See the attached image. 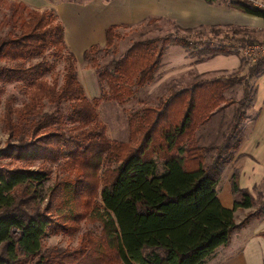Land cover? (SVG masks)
Wrapping results in <instances>:
<instances>
[{
	"label": "trees",
	"instance_id": "trees-1",
	"mask_svg": "<svg viewBox=\"0 0 264 264\" xmlns=\"http://www.w3.org/2000/svg\"><path fill=\"white\" fill-rule=\"evenodd\" d=\"M227 1L264 20V9L249 0ZM2 8L8 15L0 21V30L6 29L0 36V123L6 135L0 148V264H204L229 244L234 231L254 217L264 219V200L239 188L236 174L231 190L239 202L225 208L216 193L225 167L236 157L241 123L255 95L250 81L264 74V58L241 78L199 79L157 106L141 107L129 120L128 141L116 142L99 121V104H123L132 96L131 87L151 85L169 46L187 53L199 43L173 35L137 41L101 68L98 46L91 45L82 57L107 90L89 100L55 11L7 0H0ZM115 29L111 25L104 32L105 53L115 50ZM224 38L242 46L256 43ZM212 43L207 40L188 57L202 63L238 56L237 50ZM58 60L64 61L60 81L53 77ZM239 85L240 99H225ZM6 86L23 95L22 105L13 95L2 100ZM232 105L235 114L221 143L200 144L196 129ZM249 208L255 210L236 223L235 211ZM86 222L98 224V231L82 233L75 248H44L48 236Z\"/></svg>",
	"mask_w": 264,
	"mask_h": 264
},
{
	"label": "rangeland",
	"instance_id": "rangeland-1",
	"mask_svg": "<svg viewBox=\"0 0 264 264\" xmlns=\"http://www.w3.org/2000/svg\"><path fill=\"white\" fill-rule=\"evenodd\" d=\"M11 2H21L27 8L37 11H47L51 9V5H55L59 2H65L64 6L65 14L61 17V21L65 27V34L67 28L71 31V41L74 40L77 27L80 32L84 34V41L81 42L85 47H78L77 49H71L68 43L65 42L66 52H70L75 57V67L77 76L81 82L85 94L89 100L99 98L106 92L107 88L98 81L95 69L91 67L89 61H86L82 57V52L88 49L91 45L98 46V53L95 55L98 67H103L112 59H118L125 50L137 41H144L151 38H163L169 35L178 37H188L191 41L199 43L198 46L189 47L187 53H192L198 47H203L207 40L214 39V47H224L225 49L231 48L238 51V56H216L212 61L208 59L202 63H196V58H189L188 54L178 45L169 46L162 57L160 67L155 75L154 82L143 88L137 89L131 87L132 96L125 99L123 104H118L114 101H102L96 109L99 121L106 127V135L109 140L116 142L126 143L129 139L130 125L129 120L144 106H157L159 101L167 97L172 91L179 90L190 86L194 81L199 79H211L217 77H243L247 74L248 68L255 63L252 59L243 54L242 46L235 40L228 39H248L254 40L256 43L264 41V21L260 19L252 20L249 23L243 25L235 24H223L216 25L214 27H196L193 28L192 33L184 32L185 26L179 25L167 17H155L150 15V9L142 11H136L133 4L131 11L138 13L133 16V20H127L124 17V6L130 5V0H7ZM48 3H47V2ZM134 1V0H131ZM255 6L260 5L256 0H249ZM126 2V4H124ZM70 4H76L75 7ZM69 5V6H68ZM83 5V6H81ZM264 6V5H262ZM74 18L69 14L70 11H75ZM3 15H8L6 8L0 9V21ZM253 21V22H252ZM108 23L116 25L115 33L118 35L114 41L115 50L104 52L105 41L104 35L102 37V31L108 26ZM6 29L0 30V36H3ZM65 41V36H64ZM76 43V44H81ZM194 45V44H192ZM76 48V47H75ZM83 48V49H81ZM194 53V52H193ZM258 59V58H256ZM208 62V63H207ZM64 66L63 60L56 61L53 77H57L60 81L62 77V69ZM203 67L209 69L202 72ZM47 78L51 80L48 75ZM255 80L250 81V85H254ZM242 87L235 86L230 91L224 94L225 99H232L237 101L241 97ZM8 95H13L16 99V105H22L24 100L23 95L14 87L6 86V94L3 96L4 100ZM205 104V103H204ZM200 109V112L205 111V105ZM236 107L232 105L225 110L215 113L209 122L204 127H198L196 129V136L200 144L217 145L220 144L225 132H227L233 115L235 114ZM214 111V110H213ZM253 111L249 108L246 109L245 119L241 123L240 135L243 136L247 132L251 118L253 117ZM1 116V107H0ZM6 140V135L1 130L0 123V148L3 147ZM213 155V151L205 155V162L209 161V158ZM54 168V167H53ZM221 186V188H220ZM218 189V190H217ZM216 189V193L227 191L230 196L232 195L230 185L227 184L225 176H222L220 183ZM255 198L259 201L264 200V181L256 187L253 192ZM233 207V203L230 204L229 209ZM237 209L236 211H238ZM254 208L241 209L240 214L235 216V221L239 222L244 218L247 212H253ZM235 211V212H236ZM258 222H249L243 229L233 232L231 235V243L229 250H219L213 256H209L204 264H220L224 256H229L232 252L245 247V243L249 245L246 251L249 257H259L258 264H264V244L258 243V239L250 234L249 239L247 236H243L250 230L258 228ZM264 230V227L260 228ZM90 231L96 233L98 231V224L82 223L81 227L78 226L76 230H70L62 232L58 235H50L44 240V248H75L79 237L82 233ZM242 235V236H241ZM235 241L233 240L234 237ZM236 243L235 248L233 247ZM219 248V247H218ZM233 249V250H232ZM224 251V252H223ZM224 253V254H222ZM247 256V257H248Z\"/></svg>",
	"mask_w": 264,
	"mask_h": 264
},
{
	"label": "crops",
	"instance_id": "crops-1",
	"mask_svg": "<svg viewBox=\"0 0 264 264\" xmlns=\"http://www.w3.org/2000/svg\"><path fill=\"white\" fill-rule=\"evenodd\" d=\"M256 1L261 6L264 5V0H256ZM134 3L136 4V6H134V9H136V11L150 9L149 14L152 16L161 17V18L167 17L169 20H172L179 25L191 29L196 27L197 28L203 27V26L204 27L207 26L211 28L216 25H223V24L243 25L245 23H249L251 19L252 20L260 19L241 12L237 8L233 7L230 4V2L227 0H215V2L213 3H207L204 0H134V1L130 0V5L124 6V10L126 11L124 13V17L127 20V22H129L128 20H133L134 19L133 16H136L138 14L136 12L133 13L131 11V8H133ZM124 4H126V2ZM70 5L75 7L76 4H70ZM64 6H66L65 2H59L56 3L55 5H51L50 7L55 11L59 20L65 14V10L63 9ZM77 10L78 9H76L73 12L69 10V14L74 17V13ZM74 18H78V17H74ZM60 22L62 23L61 20ZM111 25L112 23L111 24L108 23L107 28ZM79 27H77V29L75 27L76 35L73 41H71V31L69 29V26L67 28L66 35H64L65 42L68 43L70 46H72L71 47L72 50L77 49L82 45L83 42H85L84 34L80 32ZM105 30L102 31V37L104 35ZM64 34H65V27H64ZM76 43H81V44H76ZM81 47H85V45L84 46L82 45ZM227 57H233V56H227ZM213 59L215 58L209 60L212 61ZM208 69H209L208 67H203L201 70L202 72H205ZM254 80H255L254 83L255 95H254L253 103L249 108L254 112L253 117L251 118V122L249 124L247 132H245V134L241 136V142L238 147L236 157L225 167L221 175V178L222 176H225L226 182L228 185H230V189H231V179L232 176L236 174L239 188L246 189L253 197H255L253 195V192L255 191L256 187L261 183V181H264V74H261L259 77H257ZM246 119H248L247 116ZM232 195L233 196H230L227 191H222L219 193L217 192V198L219 199L221 205L225 208H229L231 203L234 204L235 202L240 201L239 197L235 196L233 193ZM239 210L235 212V216L237 214H240ZM251 221L258 222L259 225L258 228L250 230L246 234H243V236H247L246 238L247 240L249 239L250 234L254 235L258 239V241L256 242L264 244V238L260 236L261 233H264V230L260 229L261 227H264V219L254 217L249 222ZM249 222H247L243 227H241L238 230L243 229L246 225L248 226ZM235 238L236 236L233 239L234 241ZM230 243H231V239L228 245L220 246L210 256H213L215 253H218L219 250L228 251L229 250L228 247ZM235 245L236 243L234 242L233 245L234 248ZM244 246L245 247H242L241 249H238L232 252L231 254H228L229 256H224L220 264H258L260 261L259 257L258 258L249 257L246 253L247 249H249L248 248L249 245L247 244V242L245 243Z\"/></svg>",
	"mask_w": 264,
	"mask_h": 264
},
{
	"label": "built area",
	"instance_id": "built-area-1",
	"mask_svg": "<svg viewBox=\"0 0 264 264\" xmlns=\"http://www.w3.org/2000/svg\"><path fill=\"white\" fill-rule=\"evenodd\" d=\"M256 7L264 9V6L261 5ZM241 50L243 54L250 57L252 61H256V58H264V41L252 45H246Z\"/></svg>",
	"mask_w": 264,
	"mask_h": 264
}]
</instances>
